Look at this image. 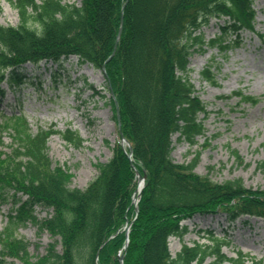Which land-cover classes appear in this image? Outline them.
<instances>
[{
	"label": "trees",
	"instance_id": "1",
	"mask_svg": "<svg viewBox=\"0 0 264 264\" xmlns=\"http://www.w3.org/2000/svg\"><path fill=\"white\" fill-rule=\"evenodd\" d=\"M5 1L17 9L20 22L0 24V86L20 84L19 71L27 63H57L70 56L102 70L122 27L105 74L132 154L119 137L113 156L97 165L98 175L85 189L73 188L70 168L53 163L48 143L53 134H61L79 148L84 139L77 131L52 125L33 133L26 117L17 114L0 120L1 202L27 197L16 199L17 214L0 231V264L8 258H13L10 264H121L120 252L124 264H204L208 257L214 258L210 264H264L241 252L227 257L223 248L228 242L213 236L210 244H183L175 256L169 245L171 236L182 238L187 232L182 221L198 213L264 219V190L246 187L241 178L215 182L209 176L214 166L207 175L198 174L201 151L188 163L172 158L174 134L193 146L207 130L200 118L208 113L207 105L189 76L191 55L205 48L227 52L243 40L242 33H256L254 0ZM214 18L223 24L207 40L198 32ZM202 79L217 83L212 66L203 69ZM234 95L246 103L260 101L241 90ZM112 103L117 118L113 97ZM6 132L12 136L9 152L2 149ZM206 139L205 147L210 145ZM231 153L238 164L244 163L238 150ZM135 169L146 175L138 211L132 203ZM258 169L264 171V160ZM37 205L53 209L52 215L38 219ZM25 220L58 238L36 258L31 243L14 235V225ZM127 224L131 228L124 248Z\"/></svg>",
	"mask_w": 264,
	"mask_h": 264
},
{
	"label": "rangeland",
	"instance_id": "2",
	"mask_svg": "<svg viewBox=\"0 0 264 264\" xmlns=\"http://www.w3.org/2000/svg\"><path fill=\"white\" fill-rule=\"evenodd\" d=\"M65 1L80 4L82 0ZM253 3L257 11L255 34L244 32L243 40L233 44L227 52L205 48L197 49L191 55L189 76L207 105L208 113L200 115L207 130L193 146L180 139L179 133L174 134L172 158L176 163H188L196 152L201 151L195 170L198 174L207 175L209 167L214 166L209 176L215 182L241 178L246 187L264 190V171L258 169V163L264 160V43L260 40L264 35V0ZM19 22L17 9L2 0L0 24L16 26ZM222 24V19L214 18L198 33H203L209 40L220 32ZM112 58L109 56L105 64ZM209 65L216 74V84L202 79V71ZM19 72L20 84L4 82L0 86V120L17 114L26 117L33 133L52 125L58 131L67 128L77 131L84 139L82 146L77 148L67 143L61 134H53L48 143L49 156L54 164H66L70 168L71 187L85 189L98 175L97 165L106 163L113 156L119 137V122L113 110L106 74L91 64L82 63L76 56L57 63H28ZM239 90L246 95L258 96L260 101L256 104L242 102L234 95ZM206 138L210 142L207 147ZM4 141L2 149L9 152L10 133L6 132ZM233 149L243 157V164L236 162L231 153ZM17 198L21 202L27 200L20 195L10 196L5 203L0 199V231L9 225L11 215L16 216L20 205L15 204ZM33 208L40 220L53 213V209L41 205ZM182 224L188 228L184 236L169 239L174 256L183 244H210L209 237L213 236L228 242L223 252L229 258H237L241 252L264 260V220L261 218L240 216L231 220L220 211L195 214ZM13 230L14 235L31 243L30 254L34 258L46 253L49 244L58 239L47 231H40L32 220L14 225ZM213 260L208 257L204 264ZM11 261L13 258H8L5 264Z\"/></svg>",
	"mask_w": 264,
	"mask_h": 264
},
{
	"label": "water",
	"instance_id": "3",
	"mask_svg": "<svg viewBox=\"0 0 264 264\" xmlns=\"http://www.w3.org/2000/svg\"><path fill=\"white\" fill-rule=\"evenodd\" d=\"M122 25H123V17H122ZM121 33H122V27H121V29H120V31H119L118 38H117L116 45H115V49H114V51H113L111 57L114 56V54H115L116 47H117V44H118V39L120 38ZM103 69L105 70V64L103 65ZM112 94H113V96H114V93H112ZM114 98H115V96H114ZM116 104H117V102H116ZM117 113H118V119H119V121H120V113H119L118 104H117ZM122 139H123V141H126V139L123 137V135H122ZM129 148H130V150L132 151V146L129 145ZM137 173H138L139 181L142 182V186H143V183H144V180H145V176L141 175L138 171H137ZM140 192H141V191H140ZM139 194H140V193H139ZM133 202H134V199H133ZM136 206H137V205H136ZM126 234H127V236H128V234H129V227H128V230H127V233H126ZM128 242H129V239H127L126 246L128 245ZM119 260H120V262L123 264L124 257H123V256H120Z\"/></svg>",
	"mask_w": 264,
	"mask_h": 264
},
{
	"label": "bare ground",
	"instance_id": "4",
	"mask_svg": "<svg viewBox=\"0 0 264 264\" xmlns=\"http://www.w3.org/2000/svg\"><path fill=\"white\" fill-rule=\"evenodd\" d=\"M114 140H115V138H113V141H114ZM141 188H142V183H139L137 192H139ZM136 198H137V197H135V200H136ZM253 222H254V220H253Z\"/></svg>",
	"mask_w": 264,
	"mask_h": 264
}]
</instances>
